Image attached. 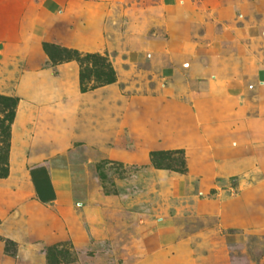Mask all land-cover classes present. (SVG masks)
<instances>
[{
	"label": "rangeland",
	"instance_id": "rangeland-1",
	"mask_svg": "<svg viewBox=\"0 0 264 264\" xmlns=\"http://www.w3.org/2000/svg\"><path fill=\"white\" fill-rule=\"evenodd\" d=\"M176 19L191 39L172 35ZM195 51L209 66L231 56L238 79H189ZM73 52L103 57L115 81L101 85ZM257 63L264 68V0H0V96L18 99H0V264H264ZM223 102L231 114L250 104L241 121L258 117L255 128L219 122ZM235 140L251 163L224 176L232 158L219 153ZM178 150L184 174L171 169ZM160 151L158 167L150 153ZM48 157L61 199L43 206L25 177ZM246 201L248 213L227 220L225 209Z\"/></svg>",
	"mask_w": 264,
	"mask_h": 264
},
{
	"label": "crops",
	"instance_id": "crops-1",
	"mask_svg": "<svg viewBox=\"0 0 264 264\" xmlns=\"http://www.w3.org/2000/svg\"><path fill=\"white\" fill-rule=\"evenodd\" d=\"M183 2L184 1H182V3ZM179 13L182 14L180 8H178L176 11V14H179ZM224 16H225V13H222V14L219 13L218 17L222 18ZM215 20H216V18H215ZM214 21L213 20L210 21L211 28L213 27V24H215ZM188 28H189L188 21L180 22L179 19H176L175 23H172L170 25V32L172 33V35L174 34L175 37L177 36L178 38H181L183 40L185 39V41H186L188 37H189V39L192 38L188 33L189 32ZM205 28H206V26H205ZM246 32H247V35H249V33H248L249 29H246ZM195 53H197L196 57L195 56L191 57L190 62L187 63L188 66L186 68V74H187L189 79H194L199 84H203L204 87H207L209 85L213 86V85H217V84L219 86L220 84L230 82V81H234V80L238 79V71H237V67H236V61L234 58H231V56H227V55L218 53V57H216V58H218V61H216L213 66H209L210 63H208V62H209V60H211L210 58L206 59L207 61H205L204 60L205 58L203 56L199 55V54H201L200 51H198V52L195 51ZM260 65L261 64H259V63L256 64V66H258L257 67L258 70L256 71V74L254 75V77L256 78L258 83L264 82V68H262V65L261 66ZM191 70H195L194 74H191ZM218 92L222 93V97L227 96V91L225 92V90H222V91L218 90ZM237 95H240V93H238ZM237 98L239 100L242 99L241 96H239V97H237L236 95L233 96V100H236ZM262 102H264V99H262L261 96H259L257 101H255V104H253L255 106V109L258 112V114H260V111L262 110V108H264V104ZM249 105L250 104H246V103L245 104L244 103L239 104L237 108L233 109L234 113L231 114L230 110H229L230 104L228 102L221 103L219 106L220 107L219 108L220 109L219 117H221L219 122H223V124H227L230 121L231 122L233 121V123H235V122L241 123L242 117L245 114V111H247ZM200 107H201V104L199 105V108ZM229 116H231V118H229ZM257 120H258V117H253V118L247 119V122L246 121H244V123L242 122V125H244V126L246 124L250 125L251 130H253L258 123ZM251 134H252V132H249V135L248 134L247 135L250 137V136H252ZM241 144L242 143H240V141H236V140H235V142H230L228 144V146L226 145V147H225L226 150L222 149L223 150V151H221L222 153L221 152L219 153V154L226 155V156L231 155V158H232L230 160V162L223 163V165L220 166V171L223 173L224 176H230V175H234V174L236 175L237 173H241L243 168H244L243 166L251 163V161L249 159H240L241 157H238L239 154L242 152L241 150H243L245 148V146H242ZM256 144L257 143L255 141H253V138L251 137V141H249V146H251L252 149L254 150V146H256ZM257 145L263 146V149H264V140L262 142H259ZM249 152H250L249 154L251 156L252 153H251L250 149H249ZM254 153H255V150H254ZM262 153L264 154V151ZM235 155L238 158L236 157L233 160ZM255 156H256V154H255ZM53 169H54V167H53L52 161H51V159H49V157H48V160L33 159L27 167L25 178H26L27 183L29 185V189H30L31 194L33 195L35 201L39 205L45 206V205L60 204L59 201L61 198H60V193H59V188H58V181L54 177ZM245 190H246L245 191L246 198L249 197V195H248L249 192H250V194H253L252 192H254L253 189H248V190L245 189ZM247 192H248V194H247ZM231 205H232L231 207H227L225 209L226 212L224 211V216L227 218V220H229L231 217L235 218V216L237 214L240 215L241 212L248 213L247 210L244 211V208H246V207L250 208V203L248 201H246L245 205L242 204V210L239 208V205L237 203L236 204L233 203ZM88 210H90V208H88L85 205L83 207L82 211H81V209L79 211L86 214V211H88ZM90 231L92 232L91 229H90Z\"/></svg>",
	"mask_w": 264,
	"mask_h": 264
},
{
	"label": "trees",
	"instance_id": "trees-1",
	"mask_svg": "<svg viewBox=\"0 0 264 264\" xmlns=\"http://www.w3.org/2000/svg\"><path fill=\"white\" fill-rule=\"evenodd\" d=\"M45 51L48 52V45L45 46ZM49 53V52H48ZM72 59H77L79 60L80 62H84V61H90L92 62V65L94 67V70L92 71L93 72V77L96 81H98L101 85H104V84H110L112 82L115 81V73H114V70L112 69V67L110 66V64H108V62H106V60L101 57L100 55L98 54H88L86 56H84L83 58H80L78 56V54L76 52H73L72 53ZM84 79H85V70L81 69V72H80V83L81 84V92H86V88L83 87L82 83H84ZM0 99L3 100L4 104L7 106V107H14L18 101V99L16 98H4V97H1L0 96ZM14 114L12 112L9 113V120H11L13 118ZM168 152H151L150 153V159L152 162H154L155 165H157L158 167H161L159 162H162L164 160L167 159V157H165L164 155L167 154ZM178 154L180 155V166L179 168L176 167V165L174 164V167L171 168L173 171H176L177 173L179 174H184L186 172V166H185V161L184 159L182 158V151L178 150V151H175L173 154ZM172 154V153H171ZM0 160L4 161V157L3 158H0ZM172 164V162H171ZM8 242V240L6 241ZM9 243H11L9 241ZM5 249L6 251L9 250V247L7 246V243H5Z\"/></svg>",
	"mask_w": 264,
	"mask_h": 264
}]
</instances>
